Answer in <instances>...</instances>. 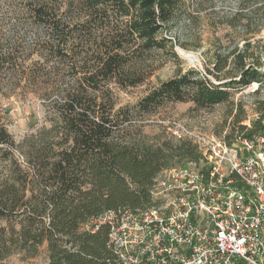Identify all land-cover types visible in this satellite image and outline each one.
Masks as SVG:
<instances>
[{"label":"trees","instance_id":"16d2710c","mask_svg":"<svg viewBox=\"0 0 264 264\" xmlns=\"http://www.w3.org/2000/svg\"><path fill=\"white\" fill-rule=\"evenodd\" d=\"M46 1H28L31 18L44 30L38 44L45 53L74 70L73 36L80 33L94 38L95 59L56 91L48 128L17 142L0 123V264L14 255L33 259L41 248L47 264H104L110 258L107 230L91 234L82 225L105 211L148 206L162 170L200 159L189 140L148 141L136 118L176 103H191L196 110L226 104L231 108L224 121L232 128L228 140L264 132V97L255 102L250 129L242 125L243 105L232 101L234 92L252 83L259 84L255 95L264 87V45L246 38L241 48L218 47L206 73L177 67L134 105L116 107L101 98V84L133 88L154 76L157 69H148L144 56L170 44L162 33L173 30L183 1L74 0L76 33ZM169 50L172 62H178ZM13 51L8 41L0 44V89L10 69L21 74L17 88L37 82L31 68L16 63Z\"/></svg>","mask_w":264,"mask_h":264},{"label":"rangeland","instance_id":"374dc122","mask_svg":"<svg viewBox=\"0 0 264 264\" xmlns=\"http://www.w3.org/2000/svg\"><path fill=\"white\" fill-rule=\"evenodd\" d=\"M28 1L30 0H0V44L8 41L14 48L16 63L22 64L23 68H31L37 79L35 84L30 81L27 82V87L17 88L21 74L10 69L8 81L1 84L0 123L17 142L50 126L49 119H54L51 110L53 101L58 98L56 91L64 89L72 75L75 81L86 68L91 67V62L95 59V47L91 43L94 38H88L86 34L82 37L80 33L73 36L74 70L70 69L69 64L46 54L44 48L39 45L44 30L31 18ZM68 1L73 5L68 6ZM182 1L183 5L173 30L162 33L164 38L170 40V44L165 50L152 51L144 56L147 59L144 65L148 69H157L154 76L140 86L126 89L105 81L100 86L101 98L112 101L116 107L132 106L152 85L172 77L177 67L183 70L195 68L202 74L206 73L213 62V52L218 47L222 50L241 48L243 39L246 38L252 43L258 41L264 45V0ZM46 2L54 11L59 10V15L63 14V24L69 25L74 33L79 31L74 0ZM170 46L176 53L178 62H172ZM180 52L189 54L191 59H186ZM84 62L87 64L83 65ZM261 62L264 69V60ZM254 91L255 86L251 84L232 94L233 103L243 105L248 120L257 116L255 102L264 97V87L258 95H255ZM230 110V106L226 104L196 110L191 103H176L162 107L154 114L137 117L135 122L140 126L142 135L152 143L161 138L172 137L170 129L173 122L203 134L214 133L216 136H223L229 135L232 130L228 124L230 120L224 122ZM187 163L176 164L171 168ZM31 262L47 264L45 248H41L33 259L14 255L6 259L4 264Z\"/></svg>","mask_w":264,"mask_h":264},{"label":"built area","instance_id":"2783aa9c","mask_svg":"<svg viewBox=\"0 0 264 264\" xmlns=\"http://www.w3.org/2000/svg\"><path fill=\"white\" fill-rule=\"evenodd\" d=\"M242 125L250 129L251 120ZM170 130L200 159L162 170L148 206L105 211L82 225L91 234L107 230L110 258L102 262L264 264V132L228 140L181 123Z\"/></svg>","mask_w":264,"mask_h":264},{"label":"bare ground","instance_id":"6f19581e","mask_svg":"<svg viewBox=\"0 0 264 264\" xmlns=\"http://www.w3.org/2000/svg\"><path fill=\"white\" fill-rule=\"evenodd\" d=\"M180 54L182 55V56H184L186 59H191V56L189 55V54H186V53H184V52H180Z\"/></svg>","mask_w":264,"mask_h":264}]
</instances>
